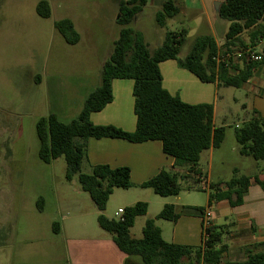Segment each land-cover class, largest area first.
I'll return each mask as SVG.
<instances>
[{"label": "rangeland", "instance_id": "obj_1", "mask_svg": "<svg viewBox=\"0 0 264 264\" xmlns=\"http://www.w3.org/2000/svg\"><path fill=\"white\" fill-rule=\"evenodd\" d=\"M40 1L0 0V264H70L69 238L111 237L100 228V212L82 190L78 177L67 180L65 159L45 164L39 158L36 124L52 113L64 123L79 116L85 99L99 86L103 64L119 37L122 27L116 20L120 0H52L53 5L63 8L55 7L47 19L36 12ZM164 1L153 0L130 25L144 35L151 51L163 44L167 32L183 29L188 35L181 58L189 54L200 36L213 35L221 47L224 45L223 28L226 32L229 23L218 18V0H196L195 10L160 27L155 16ZM64 18L74 20L81 36L75 45L68 44L55 28ZM226 94L239 96L240 90L229 88ZM229 106L235 105L220 103L218 124H222L221 112ZM230 122L223 146L216 150L213 183L230 180L236 166L247 175L255 163L239 154L236 119L231 117ZM259 163L264 165V161ZM200 166L208 170L207 154ZM90 172L89 166L83 165V173ZM179 183L180 194L166 198L148 188L115 189L103 214L116 220L115 213L122 212L124 204L153 198L180 207L205 206L210 189L203 190L200 183L190 189L189 182L182 179ZM40 199L44 200L43 210L39 209ZM157 212L152 204L150 216ZM144 221L145 216L137 218L134 238H142ZM55 223L63 232L54 231ZM216 223L221 226L223 219L217 218ZM231 234H225L224 243L232 242Z\"/></svg>", "mask_w": 264, "mask_h": 264}, {"label": "trees", "instance_id": "obj_2", "mask_svg": "<svg viewBox=\"0 0 264 264\" xmlns=\"http://www.w3.org/2000/svg\"><path fill=\"white\" fill-rule=\"evenodd\" d=\"M148 0H121L118 24L122 27L110 58L103 64L99 86L85 100L79 116L69 122H62L52 113L41 118L36 124L39 139V158L45 164L63 157L66 161V178L72 181L78 177L79 184L97 210L98 224L110 234L119 249L130 257H138L142 264H264V252L247 250L244 262H224L227 245L223 244V227L213 225L206 231L208 237L199 247L169 243L163 239L161 229L154 219L145 223L143 236L136 239L131 235L138 217L148 213L146 202H137L123 210V220L106 217L105 211L115 189L132 187L131 171L128 167L111 168L96 165L90 173H83L87 158V141L90 138H117L133 143L159 140L166 154L174 157L177 167H188L189 174L184 178L197 184L202 176L198 169L203 152L219 149L226 138V128L214 125L212 104L192 105L170 94L163 86L160 63L176 60L181 68L193 73L204 83H217L219 88L240 89L248 82L262 60L252 61L248 55L240 57L235 64L232 47L238 45L240 36L256 28L251 36L254 51L257 41L264 39V0H224L218 9L219 17L229 23L225 43L219 46L212 35L197 37L189 54L180 57L181 48L186 42L188 31H169L163 44L154 51L149 49L144 35L130 27L147 6ZM181 0H165L156 13V22L165 27L167 20L175 19L181 12ZM36 12L41 18L51 17L48 1L37 4ZM55 28L63 39L71 45L80 41V35L70 19L55 23ZM229 55V56H227ZM236 70V73L232 71ZM116 79L134 81L133 97L137 127L134 132L124 131L114 125H95L91 115L100 112L113 102L112 83ZM235 136L243 156L264 161V117L253 111L252 116L242 127L236 128ZM199 175L198 178H196ZM178 173L162 171L142 185L161 197L178 196L181 192ZM257 183L264 190V181L258 176ZM251 178L234 171L233 177L225 182L212 183L209 192V206L227 200L232 207L241 206L250 187ZM44 200L40 199L39 209L43 210ZM204 208L178 207L166 204L157 218L176 223L184 213L199 212ZM54 231L59 225L54 224Z\"/></svg>", "mask_w": 264, "mask_h": 264}, {"label": "crops", "instance_id": "obj_3", "mask_svg": "<svg viewBox=\"0 0 264 264\" xmlns=\"http://www.w3.org/2000/svg\"><path fill=\"white\" fill-rule=\"evenodd\" d=\"M46 1L50 4L51 13H53L55 7L59 8V10L63 8L61 5L57 6L55 3L53 5L51 2L52 0ZM181 1L183 3L180 14L185 15L189 11L195 10L197 4L196 0ZM218 1L215 5L219 9L217 6ZM151 3H153V0H148L147 6ZM217 15L218 18H220L219 14ZM64 19H70L76 29V24L73 19ZM221 28H223V26ZM223 29V37L225 39L228 30L225 32V28ZM254 31H256V28L244 32L240 36L238 45L232 47V57L235 64L241 63L240 57L243 55V51L252 49L250 36ZM262 39L263 38L257 41L255 47L256 51L261 50ZM217 42L219 44L218 40ZM159 67L163 77L164 88L170 94L179 97L188 104H212L214 106V125L216 127H225L226 134L228 127L231 126V124H229L231 123V117L236 119V128L242 127L249 121L253 111L258 112L264 117V64L258 66L252 78L240 89H237L240 90L239 96L226 94V90L229 88H219L217 83H204L200 81L193 73L181 68L176 60L164 61L160 63ZM232 73H236V70L232 71ZM133 87L134 81L132 80H114L112 83L114 95L113 102L108 104L102 111L93 113L91 115V121L95 125H114L124 131L134 132L137 127V118L134 111ZM223 101L233 103L235 106L233 108L229 106L227 109H223L220 115V123L222 124H218L217 118L220 110V103ZM86 145L87 158L84 165L87 164L90 171L92 167L96 165H107L113 169L128 167L131 171L132 187L130 189L145 190L146 188H143L142 185L164 170L178 173L183 178L182 180H186L184 178L189 174L188 167L176 166L174 157L164 152L163 143L159 140L133 143L128 140L117 138H90ZM222 146L219 149H221ZM216 150L218 149L211 148L201 155L202 160V157L207 154V171L202 170L200 164L198 167V169L201 170L200 175L205 177L210 185L213 183L212 178L214 175L213 168ZM233 151L236 152L237 149L234 148ZM238 152L241 155L240 148ZM241 156L242 158H246L244 160L252 158ZM254 161L255 163L251 165L249 161H244L245 164L250 165L252 168L251 172L247 175L241 174V167L236 166L234 168V171L237 170L239 175H246L251 178L250 187L247 194L244 196L243 205L232 207L229 201L223 200L209 206V195L204 207L195 206V204L182 205V207H201L204 209L210 207L213 213L212 223L215 226H219L216 223L217 218L223 219V224L219 226L223 227V239L225 234L227 235L232 232L230 235L232 238L231 245L228 242H223V244L227 245V251L223 257L224 262L246 261L247 250L249 249L257 253L264 251V190L255 179L258 176L264 181V165H261L256 160ZM198 177L199 175L196 178ZM222 181L225 182L224 180H219L218 182ZM199 183L201 185V182ZM188 188H194V184L189 182ZM144 201L149 205L144 222L146 223L147 220L154 219L156 225L161 229L165 241L184 246L199 247L203 245V221L202 215L199 212L193 211V213H184L176 223H172L158 219L157 216L166 204L174 203L160 201L156 198ZM136 202H134V204H136ZM134 204H124L122 209ZM152 204H155L158 209L157 214L153 217L150 216ZM174 205L180 207L177 204ZM63 230L64 229L59 226L58 232L61 233ZM67 241L68 244L66 248L70 258V264H142L138 257H130L123 253L112 237H74L69 238Z\"/></svg>", "mask_w": 264, "mask_h": 264}, {"label": "built area", "instance_id": "obj_4", "mask_svg": "<svg viewBox=\"0 0 264 264\" xmlns=\"http://www.w3.org/2000/svg\"><path fill=\"white\" fill-rule=\"evenodd\" d=\"M263 48H264V39H262L260 51H256L255 49H254V51L251 49H247V50L243 51L242 54L248 55L252 61L259 62L262 60L261 51ZM199 180L201 182L203 190H209L210 189V184L208 183V181L206 180L205 177L200 176ZM116 216L118 217L119 220H123V211L117 212ZM212 218H213V213H212L211 208L210 207L206 208L202 214L203 237H205V238L208 237L206 231L213 226Z\"/></svg>", "mask_w": 264, "mask_h": 264}, {"label": "water", "instance_id": "obj_5", "mask_svg": "<svg viewBox=\"0 0 264 264\" xmlns=\"http://www.w3.org/2000/svg\"><path fill=\"white\" fill-rule=\"evenodd\" d=\"M224 0H219L218 3H217V6L220 7V5L222 4Z\"/></svg>", "mask_w": 264, "mask_h": 264}]
</instances>
